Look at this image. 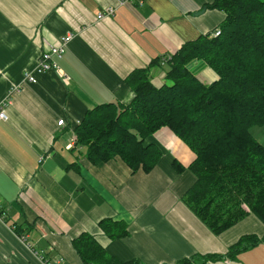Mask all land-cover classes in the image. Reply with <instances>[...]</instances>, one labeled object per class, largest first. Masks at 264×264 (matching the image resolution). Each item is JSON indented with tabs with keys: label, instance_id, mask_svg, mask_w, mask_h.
<instances>
[{
	"label": "crops",
	"instance_id": "0c3cea01",
	"mask_svg": "<svg viewBox=\"0 0 264 264\" xmlns=\"http://www.w3.org/2000/svg\"><path fill=\"white\" fill-rule=\"evenodd\" d=\"M119 1L0 0V104L16 87L0 120V264H83L71 244L83 232L122 264H264V241L234 258H202L224 254L243 235L263 236L264 223L247 214L212 233L181 199L195 179L186 168L195 154L168 127L146 139L161 150L148 173H131L119 157L93 165L75 146L74 128L88 109L132 100L125 82L132 70L156 60L150 80L170 85L165 60L224 17L207 7L212 0ZM110 5L114 13L97 20ZM68 33L57 62L69 81L50 70L23 82L46 43ZM188 67L204 83L218 78L202 60ZM251 133L264 145V127ZM174 161L185 169L178 172ZM105 219L125 222L128 234L110 238Z\"/></svg>",
	"mask_w": 264,
	"mask_h": 264
},
{
	"label": "trees",
	"instance_id": "16d2710c",
	"mask_svg": "<svg viewBox=\"0 0 264 264\" xmlns=\"http://www.w3.org/2000/svg\"><path fill=\"white\" fill-rule=\"evenodd\" d=\"M207 7L223 12V20L165 60V78L171 84L150 80L149 66L156 60L132 70L125 78L134 92L132 100L88 109L74 128V143L85 148L93 165L119 157L131 173H148L161 150L146 139L168 127L195 154L186 167L195 179L181 199L219 234L247 214L264 223V145L251 133L254 126L264 127V0H212ZM216 29L220 33L212 37ZM199 59L217 80L204 83L189 70L188 64ZM173 165L178 172L185 169L176 161ZM100 225L110 238L128 234L123 221L105 219ZM261 241L264 235H243L224 254L202 258H234ZM71 244L83 264H122L86 232Z\"/></svg>",
	"mask_w": 264,
	"mask_h": 264
},
{
	"label": "built area",
	"instance_id": "2783aa9c",
	"mask_svg": "<svg viewBox=\"0 0 264 264\" xmlns=\"http://www.w3.org/2000/svg\"><path fill=\"white\" fill-rule=\"evenodd\" d=\"M126 0H120L119 3H124ZM143 0H139V4H142ZM114 6H106L104 10L100 11L96 15L97 20L103 19L105 16H110L114 13ZM220 33L219 29H216L214 32L211 33V36H217ZM72 35L70 33L62 36L59 38V40L54 43H46L43 50L40 52V55L37 59L36 65L30 69L25 70L22 75L23 82L26 83H36L37 81V75L46 71L53 70L57 72L58 76L63 82L69 81V76L60 68L57 60L62 57L63 51L68 44V42L71 40ZM16 89L15 86L11 87L9 91L7 92L6 100L10 98V95L13 93V91ZM6 100L1 102L0 104V120L6 119V113H5V106H6ZM64 120L60 118L57 121V125L61 126L63 125ZM39 160H42V157H40ZM23 240H25V236H21ZM57 260L50 262L49 264H59L58 262L59 258H56Z\"/></svg>",
	"mask_w": 264,
	"mask_h": 264
},
{
	"label": "water",
	"instance_id": "95a60500",
	"mask_svg": "<svg viewBox=\"0 0 264 264\" xmlns=\"http://www.w3.org/2000/svg\"><path fill=\"white\" fill-rule=\"evenodd\" d=\"M203 11H205V8L203 7L201 10H198L197 12H195V14H200L202 13Z\"/></svg>",
	"mask_w": 264,
	"mask_h": 264
},
{
	"label": "rangeland",
	"instance_id": "374dc122",
	"mask_svg": "<svg viewBox=\"0 0 264 264\" xmlns=\"http://www.w3.org/2000/svg\"><path fill=\"white\" fill-rule=\"evenodd\" d=\"M201 59H199V60H192V61H200ZM202 61H204V60H202ZM217 77H218V75H217ZM212 83V82H211Z\"/></svg>",
	"mask_w": 264,
	"mask_h": 264
}]
</instances>
